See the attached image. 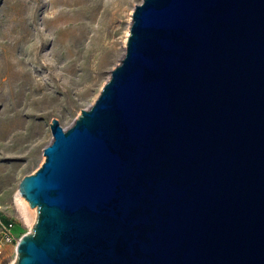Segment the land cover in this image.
Returning a JSON list of instances; mask_svg holds the SVG:
<instances>
[{
	"label": "water",
	"instance_id": "1",
	"mask_svg": "<svg viewBox=\"0 0 264 264\" xmlns=\"http://www.w3.org/2000/svg\"><path fill=\"white\" fill-rule=\"evenodd\" d=\"M50 128L13 264H264V0H143L94 104Z\"/></svg>",
	"mask_w": 264,
	"mask_h": 264
},
{
	"label": "rangeland",
	"instance_id": "2",
	"mask_svg": "<svg viewBox=\"0 0 264 264\" xmlns=\"http://www.w3.org/2000/svg\"><path fill=\"white\" fill-rule=\"evenodd\" d=\"M142 1L0 0V220L14 226L0 264L36 222L18 189L45 161L52 120L69 129L94 104Z\"/></svg>",
	"mask_w": 264,
	"mask_h": 264
},
{
	"label": "built area",
	"instance_id": "3",
	"mask_svg": "<svg viewBox=\"0 0 264 264\" xmlns=\"http://www.w3.org/2000/svg\"><path fill=\"white\" fill-rule=\"evenodd\" d=\"M13 228L14 226L12 223H6L0 220V257L3 256L4 242L6 243L14 241V236L12 234Z\"/></svg>",
	"mask_w": 264,
	"mask_h": 264
},
{
	"label": "bare ground",
	"instance_id": "4",
	"mask_svg": "<svg viewBox=\"0 0 264 264\" xmlns=\"http://www.w3.org/2000/svg\"><path fill=\"white\" fill-rule=\"evenodd\" d=\"M19 70V69H18ZM20 77V76H19ZM22 200H24V202L26 203V204H29L24 198L22 199ZM13 264V263H12Z\"/></svg>",
	"mask_w": 264,
	"mask_h": 264
}]
</instances>
